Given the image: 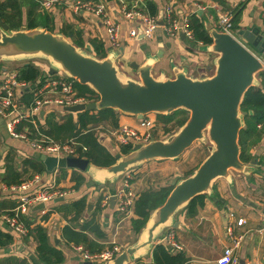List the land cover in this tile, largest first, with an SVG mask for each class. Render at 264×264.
Returning <instances> with one entry per match:
<instances>
[{
  "label": "crops",
  "instance_id": "crops-1",
  "mask_svg": "<svg viewBox=\"0 0 264 264\" xmlns=\"http://www.w3.org/2000/svg\"><path fill=\"white\" fill-rule=\"evenodd\" d=\"M2 1L4 0H0V2ZM19 1L21 2L22 28L27 21V13L35 12L38 15L37 19L45 21V26L50 27L53 32L66 31L70 33V37L67 38L71 42L78 39L84 49H91L90 41L96 40L102 44L105 54L109 50L117 51V65L130 76H134V74L127 64L132 61L141 64L146 54H154L158 49L164 53L152 69L154 75H158L163 70L167 76L172 77L170 66L181 67L185 60L192 68L198 63L202 67L212 66L208 74L213 72V59L216 54L203 51V43L199 44L200 41L194 40L195 46L190 47L185 42V39L188 38L180 37V33L176 36L167 34L162 25H158L150 38L144 37L140 33L143 28L142 22L136 18L127 19L122 14L119 0H104L107 12L119 26V45L117 47L111 46L105 26L98 16L86 10L75 12L71 6L75 1L98 2L99 0H59V4L50 10H42L36 0ZM124 1L129 7L133 2V0ZM148 1L156 7L155 14H153L156 20L159 13L163 14L166 7H170L177 19L187 16L189 21L190 16L196 14L205 26L210 25L217 28L218 15L225 10H231L234 16L235 32L239 29L252 27L264 32V0H145L144 11L146 12H148L146 9ZM42 25L44 23L40 24V26ZM131 31H134L135 35H131ZM256 54L264 60V53L256 52ZM33 63L39 67L40 76L31 82L30 91L40 85L37 83L38 80L42 81L49 76V66H44L36 61ZM17 65L19 63L1 65L0 81L7 71L15 70ZM44 74L47 75L44 77ZM30 91L18 96V104L22 106L23 112L28 105L26 102L20 104L19 101L24 94L31 93ZM50 113L55 115L57 122H62L70 112L60 106L44 105L35 119L43 124L45 116ZM71 114L76 119V113ZM6 122L7 119L0 116V174L3 173L5 159L10 154L13 157L14 167L22 173V181L37 176L38 181L33 186L34 188L55 182L58 188L66 192L64 196L58 197L62 200L55 201L58 199L55 198L48 204H42L41 207H37L40 204L34 205L30 208L28 215L24 216L29 228L36 225L42 226L46 229L51 245L62 250L64 259L59 264L84 263L80 254L74 250V244L65 240L62 230L65 226L80 230L85 220L94 219L103 234L100 237L93 232H87L89 239L97 245L94 252L109 248L113 244L120 245L122 249L133 244L140 232L137 233L132 225V220L137 217L134 205L126 213H121L117 209V199L113 206H110L108 200V204L101 207L102 199L104 196L110 198L111 195H116L121 189L126 175L129 176V190L135 196L134 204L142 192L168 187V180L179 176L178 171L181 167L179 159L189 149H186L177 160L153 159L146 161L131 168L125 173L126 175H121L113 182H107L101 189H98L88 174L75 168H55L52 171H47L44 166L43 172H33L23 164V161L35 158L42 162L40 156L43 153L21 139L11 137L7 131ZM124 124L139 128L136 116L121 112H118L115 124L105 121L94 126L98 141L112 155L119 153L120 147L114 143L113 138L108 136L109 132ZM257 129V134H251L245 138L247 157L245 162L251 165L248 173L231 171L230 180L224 177L217 178L213 183V197L206 195L203 206L198 207L195 214L190 215L186 210L176 213L177 226L164 228L156 237L154 245L161 243L169 252L179 253L172 252L165 243L164 236L167 231L172 229L175 239L183 245V250L180 252L187 258L185 264H216L223 248L229 245L230 236L226 232V227L232 224L233 235L242 236L239 247L234 251L237 258L236 264H264V229L260 230L264 228V127L258 125ZM78 177H81L83 181L77 186ZM14 185H5L0 181V230L12 237L9 244L0 246V264H32L33 261H37V243L30 230L26 236H18L10 231L2 220V216L17 204V192L11 189ZM82 197L85 198L87 206L91 204V208L86 207L83 214L77 219H73L72 212H64V205ZM237 218L244 219L241 226L234 224V220ZM77 245H82L89 251L85 245ZM151 251L152 249L149 253L131 260L128 264H155L151 257ZM95 263L99 264V262H92V264Z\"/></svg>",
  "mask_w": 264,
  "mask_h": 264
},
{
  "label": "water",
  "instance_id": "water-1",
  "mask_svg": "<svg viewBox=\"0 0 264 264\" xmlns=\"http://www.w3.org/2000/svg\"><path fill=\"white\" fill-rule=\"evenodd\" d=\"M156 23L163 25L162 13ZM205 28L212 41L202 49L216 54L212 74H208L212 66L202 67L198 63L192 68L185 60L181 67L170 66L172 77L163 70L154 75L152 69L164 53L158 49L154 54H146L141 64L135 61L127 64L134 74L130 76L117 65L115 50L99 58L73 44L61 32L42 26L13 30L0 17V62L41 57L50 63L48 75L61 71L95 92L97 99L64 107L65 111L78 113L112 108L138 119L150 113L168 115L178 109L188 112L186 121L175 132L164 139L133 144L129 152L116 153L110 165L98 166L84 157L41 154L47 171L75 168L88 174L101 189L105 183L113 182L146 161L176 160L196 141H208L211 145L208 155L188 176L168 180L171 190L164 202L151 211L137 240L111 260L99 264H128L149 253L164 228L177 226L176 213L192 198L200 194L213 197V183L217 178L230 180L231 171L247 174L251 168L240 159L238 136L244 126L240 104L245 92L259 85L257 75L264 64L256 52L264 53V32L252 27L239 29L236 35H231L210 25ZM140 33L143 35L142 30ZM180 37H184L183 33ZM116 199L115 194L110 196V206ZM58 200L62 198L55 201ZM87 207L91 208V204Z\"/></svg>",
  "mask_w": 264,
  "mask_h": 264
},
{
  "label": "trees",
  "instance_id": "trees-1",
  "mask_svg": "<svg viewBox=\"0 0 264 264\" xmlns=\"http://www.w3.org/2000/svg\"><path fill=\"white\" fill-rule=\"evenodd\" d=\"M147 11L149 14H155L156 7L152 2H147ZM21 2L19 0H4L0 2V17L3 22L7 23L10 29L18 30L22 28L20 10ZM34 14V15H33ZM35 12L29 11L27 13V21L24 28H34L40 26L37 22ZM234 19V16H233ZM189 27L192 29L194 40L200 41L203 44L211 43L212 39L205 28V25L200 20V17L196 14L190 16ZM42 27L52 31L48 26ZM234 28V21H233ZM65 37H70V33L66 31L61 32ZM72 43L82 48V43L78 40H72ZM91 49L87 51L93 53L95 56L104 57L105 51L102 44L96 40H91ZM15 70L17 71L18 78L20 80L34 82L40 76V69L31 61H24L19 64ZM259 79L258 86L250 87L244 94L242 102L240 104V110L244 114V126L239 132L238 143L240 145V159L246 161V147L245 138L251 134H257V126L264 127V69L257 75ZM75 87L79 95L86 97L89 100L97 99L95 92L87 85L75 82ZM32 99L31 93L24 94L19 103L29 105ZM187 111L178 109L171 112L168 115L157 114V119L166 126L168 123L173 122L177 127H180L187 119ZM118 111L112 108H102L99 110H85L76 113V119L73 118L71 113H68L62 122H57L55 115L50 113L44 118L43 124L36 121V127L30 120H22L15 125L16 131L26 130L30 133L31 137H38L39 133L51 138L56 142H74L76 149L80 152V156L88 159L89 162L98 166H107L114 162L115 158L97 139L95 135L94 126L100 122L111 121L115 124L117 120ZM132 146L120 147V153L125 154L131 150ZM83 148H85L83 150ZM25 166H28L33 172H43L44 165L41 161L35 158H28L23 161ZM63 170V169H61ZM26 171V170H25ZM22 173L16 170L13 163V157L8 154L5 159L4 171L0 174V181L5 185L19 184L22 182ZM77 186L83 181L81 177H78ZM76 186V187H77ZM171 186L166 188H160L158 190H147L142 192L134 204V212L136 218L132 220V225L135 231L138 233L145 225L149 214L156 207L160 206L169 191ZM206 194H200L192 198L189 203L182 209L186 210L190 215L195 214L198 207H202ZM87 203L84 197L72 201L64 205V212H72L73 219H77L84 213ZM28 224V222H27ZM80 230H74L70 226H65L62 230V234L68 243L74 245L83 244L89 250L94 252L97 248L95 242L89 239L87 232H93L97 236H103L100 232L98 224L94 219L84 221ZM29 225V224H28ZM37 243L36 253L37 261H33L32 264H59L63 261L64 255L61 249L54 247L49 242V238L46 229L40 225H36L29 229ZM12 241L10 234L2 232L0 230V246H5ZM99 250V249H98ZM151 257L155 264H185L187 261L186 256L182 253H171L167 248L157 243L154 245L151 251Z\"/></svg>",
  "mask_w": 264,
  "mask_h": 264
},
{
  "label": "built area",
  "instance_id": "built-area-1",
  "mask_svg": "<svg viewBox=\"0 0 264 264\" xmlns=\"http://www.w3.org/2000/svg\"><path fill=\"white\" fill-rule=\"evenodd\" d=\"M42 10H50L59 4V0H36ZM145 0H133L130 7L126 5L124 0H119L122 14L127 19L136 18L143 24V36L150 38L153 31L158 27L156 17L144 11ZM72 8L75 12L80 10L90 11L98 16L105 26L107 38L113 47L119 45V26L114 22L106 10L105 1L98 2L90 1H75L72 3ZM163 16L164 31L176 36L178 33H183L185 38L194 40L192 29L189 27L188 17L182 19L174 17L170 7H166ZM217 30L231 35L233 33V12L225 10L217 17ZM135 35L134 31L130 32ZM202 44V42H199ZM263 64H264V60ZM75 80L68 77L63 72L58 71L54 75H49L45 79L38 80L40 84L37 88L31 89V82L20 80L15 70H10L5 73V76L0 81V116L7 119L6 128L10 136L21 139L28 143L32 148L42 152L43 154L64 157L73 156L81 157L76 149L74 142H56L51 138L39 133L38 137H31L26 130L16 131L15 125L22 120H30L36 127V115L44 105H56L62 108L72 106L78 103H86L91 100L79 95ZM30 91L32 99L26 110L23 112L22 106L18 104V96ZM13 115V117H11ZM151 115H156L151 117ZM139 128H133L129 125H121L118 128L109 132V137L113 138L114 143L118 147L132 146L135 143H147L152 139H156L157 133L160 134L162 123L157 119V114L150 113L138 119ZM156 131V132H155ZM85 148H83L84 150ZM126 175V174H124ZM129 176L123 180L121 189L117 192V209L121 213H126L134 205L135 196L129 190ZM38 181V177L34 176L30 180H25L11 187L17 192V204L13 209L6 212L2 216V220L6 227L18 236H26L29 233V225L24 219L28 215L31 207L37 204H48L55 198L62 197L66 194L65 191L58 188L55 182H51L39 187H33ZM109 197L104 196L100 205L101 207L108 204ZM244 222L243 218L234 220L236 226H241ZM264 228L260 229L263 230ZM226 232L230 236L229 245L223 248L221 256L216 260V264H236L237 258L234 251L239 247L242 236L233 235V225L226 227ZM165 243L172 252H180L183 250V245L175 239L172 229L167 231L164 236ZM74 250L80 254L82 260L91 262H104L111 260L123 249L120 245L113 244L109 248L99 252H89L82 245H74Z\"/></svg>",
  "mask_w": 264,
  "mask_h": 264
},
{
  "label": "rangeland",
  "instance_id": "rangeland-1",
  "mask_svg": "<svg viewBox=\"0 0 264 264\" xmlns=\"http://www.w3.org/2000/svg\"><path fill=\"white\" fill-rule=\"evenodd\" d=\"M37 22L39 24H43L42 20H38ZM233 33L235 34L234 28H233ZM172 38H176V37H172ZM185 42L188 45H190V47L191 46L192 47L195 46L194 40L185 39ZM24 61L40 62L44 66H49L50 65L49 61L44 59V58L33 57V58H30V59L1 61L0 62V66L1 65H9V64L15 65V64H18V63L21 64ZM193 74H195V72ZM186 115L188 116V112H187ZM155 116L156 115H154V116L151 115V117H155ZM177 128L178 127L173 122L168 123L166 126L164 125V127H163V125H161V129H159L160 134L157 133L156 139H164V138H166L167 136H169L170 134L175 132L177 130ZM210 146L211 145H210V143L208 141H206V142L196 141L192 145V147H189V149L186 151L185 155L183 157H181V159H179L181 161V167L179 168V171H178L179 176L177 178H184V177L188 176L193 171V169L196 166H198L199 163L208 155ZM178 212H180V211H178ZM95 264H97V263H95Z\"/></svg>",
  "mask_w": 264,
  "mask_h": 264
}]
</instances>
